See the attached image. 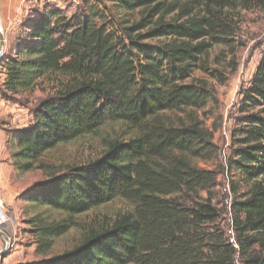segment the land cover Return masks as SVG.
I'll return each instance as SVG.
<instances>
[{
  "label": "trees",
  "instance_id": "obj_1",
  "mask_svg": "<svg viewBox=\"0 0 264 264\" xmlns=\"http://www.w3.org/2000/svg\"><path fill=\"white\" fill-rule=\"evenodd\" d=\"M97 1L105 10L35 12L0 61L5 100L50 74L62 77L32 121L8 134L17 173L47 168L46 152L120 124L95 160L54 172L24 193L43 207L27 220L42 257L27 264H264V53L239 92L223 164L197 115L214 90L196 75L225 82L210 71L211 50L227 49L235 70L240 15L264 0ZM201 161L218 162L221 171ZM224 169L237 174L228 208L214 201ZM117 198L131 210L48 255L57 238L80 227L81 215Z\"/></svg>",
  "mask_w": 264,
  "mask_h": 264
},
{
  "label": "rangeland",
  "instance_id": "obj_2",
  "mask_svg": "<svg viewBox=\"0 0 264 264\" xmlns=\"http://www.w3.org/2000/svg\"><path fill=\"white\" fill-rule=\"evenodd\" d=\"M57 7L64 14H76L83 7L85 10H105L97 0H1L0 19L4 33L3 57L12 53L17 37L22 35L26 20L35 12H42L46 7ZM2 17V18H1ZM235 52L236 69L228 67L231 56L223 46L214 47L209 58L211 69L216 74L225 77L224 83L211 77L210 72L197 71L196 75L203 77L214 90V97L197 115L202 124L209 129L213 141L219 146L220 164L225 162L229 154L230 130L235 124L240 90L247 85L255 68L264 53V7L243 11L240 15ZM218 55V59L216 58ZM1 59V60H2ZM218 60V61H217ZM4 75L0 69V85ZM62 77L50 74L40 79L35 88L23 95L5 100L0 98V231L9 238L7 245L0 237V250L5 249V255L0 258V264H27L42 255L35 252V242L31 235L27 220L33 214L41 212L43 207L34 206L24 199V193L31 185L49 177L52 173L63 172L69 167L88 163L100 156L104 149V140L110 135H117L120 124L111 122L105 124L97 133L76 138L68 143L60 144L46 152L41 159L44 169H36L25 173H17L11 164L10 154L14 144L8 140L11 130L28 125L33 119V111L44 98L53 95ZM173 115V114H172ZM126 138V137H125ZM218 162H199L201 167L221 171ZM230 174V175H229ZM235 171H225L217 175L215 202L220 206L231 201L229 185L236 182ZM238 181L239 193L245 190V185ZM217 192L227 199L218 197ZM129 202L114 199L98 208L91 209L80 216V227L70 229L65 235L57 238L48 255L58 254L78 244L85 232L90 228H99L108 224L118 214L131 210ZM51 217L56 213L49 212Z\"/></svg>",
  "mask_w": 264,
  "mask_h": 264
},
{
  "label": "water",
  "instance_id": "obj_3",
  "mask_svg": "<svg viewBox=\"0 0 264 264\" xmlns=\"http://www.w3.org/2000/svg\"><path fill=\"white\" fill-rule=\"evenodd\" d=\"M0 9H1V0H0ZM4 33L3 30L1 28V19H0V61L3 57V49H4ZM0 237H2L6 244H9V238L6 236V234L2 231H0ZM5 255V249L4 250H0V258H3V256Z\"/></svg>",
  "mask_w": 264,
  "mask_h": 264
},
{
  "label": "crops",
  "instance_id": "obj_4",
  "mask_svg": "<svg viewBox=\"0 0 264 264\" xmlns=\"http://www.w3.org/2000/svg\"><path fill=\"white\" fill-rule=\"evenodd\" d=\"M1 18H2V17H1ZM6 20H7V19H4V20H3V19H1V21H2V26H3V22H4V21H5V23H6Z\"/></svg>",
  "mask_w": 264,
  "mask_h": 264
}]
</instances>
